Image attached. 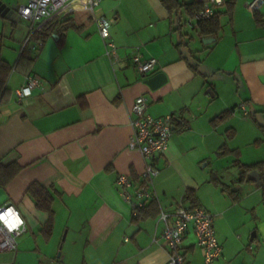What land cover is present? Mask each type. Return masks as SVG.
Returning a JSON list of instances; mask_svg holds the SVG:
<instances>
[{
  "label": "crops",
  "instance_id": "0c3cea01",
  "mask_svg": "<svg viewBox=\"0 0 264 264\" xmlns=\"http://www.w3.org/2000/svg\"><path fill=\"white\" fill-rule=\"evenodd\" d=\"M251 1L216 4L221 29L204 35L199 23L188 25L195 16L186 5L200 0H104L95 14L114 20V64L90 12L55 19L33 50L30 23L5 8L17 0H0V205L15 204L28 227L0 264H165L161 212L194 203L215 216L223 248L215 264H264V191L241 181L237 165L264 162V4L256 17ZM137 52L158 61L147 76L131 63ZM159 72L167 81L152 89L146 79ZM29 75L42 84L20 103L15 91ZM142 95L152 116L180 117L155 158L157 197L139 215L116 180L129 175L134 197L144 182L146 161L129 147ZM242 104L249 115L232 112ZM34 182L54 196L49 239L42 232L49 213L27 193ZM182 251L185 264H205L192 227Z\"/></svg>",
  "mask_w": 264,
  "mask_h": 264
},
{
  "label": "built area",
  "instance_id": "2783aa9c",
  "mask_svg": "<svg viewBox=\"0 0 264 264\" xmlns=\"http://www.w3.org/2000/svg\"><path fill=\"white\" fill-rule=\"evenodd\" d=\"M104 0H17V12L23 19L30 23L28 42L33 50L43 46L44 41L33 36L55 19L67 16L78 10L90 12L99 24L101 36L105 39L106 52L112 63L118 59V46L111 40V27L114 20L106 17H96L95 8ZM203 8L188 21L191 27L198 26L199 21L210 19L216 14L215 5L222 0H200ZM264 0H252L248 7L258 11ZM132 65L137 71L147 76L152 73L158 61L156 58L143 59L137 52L131 58ZM42 80L36 75H29L25 85L15 91L18 102H25L40 87ZM148 99L139 96L132 107L133 133L129 147L139 150L143 155L146 165L142 177L144 182L137 188L135 197L130 193L134 181L129 175L120 174L116 184L121 195L132 204L134 211L143 207L147 201L156 198L154 191V177L158 173L155 158L163 155L169 148L173 134L172 122L180 117L179 113L168 114L165 117H154L149 112ZM232 112H241L249 115L248 108L242 104L233 108ZM137 213V212H136ZM160 221L165 224L162 238L169 249V257L165 264H185L186 259L182 251L184 237L190 227L195 231L199 245L203 250L205 264H215L222 256V245L215 229V216L201 206H188L180 204L172 213L161 212ZM28 230L27 224L18 207L13 203L0 205V253L5 251L16 252L18 238ZM55 264V263H54Z\"/></svg>",
  "mask_w": 264,
  "mask_h": 264
},
{
  "label": "trees",
  "instance_id": "16d2710c",
  "mask_svg": "<svg viewBox=\"0 0 264 264\" xmlns=\"http://www.w3.org/2000/svg\"><path fill=\"white\" fill-rule=\"evenodd\" d=\"M164 1L166 2V0H164ZM186 7L188 10H190V14L195 16L196 13H198L203 8V3L189 4V5H186ZM255 15H256V17H259V14L257 13V11L255 12ZM219 19H220V14H215L210 19H205V20L199 21V28L201 29L202 34H204V35H217L221 29V24H220ZM258 20H259V18H258ZM49 24L47 26H45L42 30L37 32L32 38L37 40V39L43 38L46 34L50 35L53 32V30H55V28L51 24L49 26ZM25 53L26 52H24V54ZM230 114H231L230 112L224 113L218 117V120L219 121L225 120ZM184 127H186V126H184ZM263 130H264V128H263ZM237 165L241 168V174H240V180L241 181L255 180L259 184H261L263 191H264V162H260V163H256V164H252V165H242L240 163H237ZM1 168H2V166L0 165V171H2ZM255 170L259 172V176H257V175L252 176L251 175V173ZM27 193H29L35 199L36 206L38 209L44 210V211L49 213V219L46 222V224L44 225V227L42 228V232H43L44 236L46 237V239H49L52 232H53L54 222H55V212L52 208L53 203H54V196L48 188L42 186L38 182L32 183L29 186ZM192 197H193V191L189 190L187 193V198L192 199ZM153 203H155V201ZM192 206H197V205H196V203H194V205H192ZM143 211H144V207H141L138 209L137 214L140 215Z\"/></svg>",
  "mask_w": 264,
  "mask_h": 264
},
{
  "label": "water",
  "instance_id": "95a60500",
  "mask_svg": "<svg viewBox=\"0 0 264 264\" xmlns=\"http://www.w3.org/2000/svg\"><path fill=\"white\" fill-rule=\"evenodd\" d=\"M5 8H6L7 11H10V13H11L12 11H15V9H17V8H15L14 6H8V7L5 6ZM1 10H2V9H0V11H1ZM210 42H212L211 39H209V40H205V39H204V43H210ZM166 81H167V77H166V74H165L164 72H159V73L155 74L154 76L149 77V78L146 79V83H147L152 89H156V88L160 87V86L163 85ZM251 175H252V176H255V175L259 176V172L255 170V171H253V172L251 173Z\"/></svg>",
  "mask_w": 264,
  "mask_h": 264
},
{
  "label": "rangeland",
  "instance_id": "374dc122",
  "mask_svg": "<svg viewBox=\"0 0 264 264\" xmlns=\"http://www.w3.org/2000/svg\"><path fill=\"white\" fill-rule=\"evenodd\" d=\"M185 24V23H184Z\"/></svg>",
  "mask_w": 264,
  "mask_h": 264
}]
</instances>
